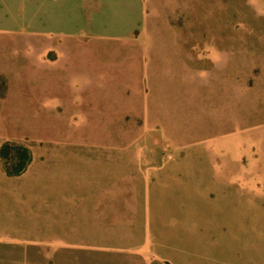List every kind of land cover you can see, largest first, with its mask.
<instances>
[{
  "label": "rangeland",
  "instance_id": "1",
  "mask_svg": "<svg viewBox=\"0 0 264 264\" xmlns=\"http://www.w3.org/2000/svg\"><path fill=\"white\" fill-rule=\"evenodd\" d=\"M262 251L264 0H0V264Z\"/></svg>",
  "mask_w": 264,
  "mask_h": 264
},
{
  "label": "crops",
  "instance_id": "2",
  "mask_svg": "<svg viewBox=\"0 0 264 264\" xmlns=\"http://www.w3.org/2000/svg\"><path fill=\"white\" fill-rule=\"evenodd\" d=\"M259 253H261V252H259ZM258 258H259L258 264H264V252L263 251H262L261 257L258 255ZM261 258H262V260H261Z\"/></svg>",
  "mask_w": 264,
  "mask_h": 264
}]
</instances>
